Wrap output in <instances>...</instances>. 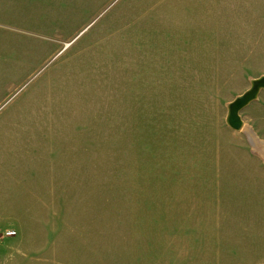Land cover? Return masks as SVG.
Wrapping results in <instances>:
<instances>
[{
	"label": "rangeland",
	"instance_id": "374dc122",
	"mask_svg": "<svg viewBox=\"0 0 264 264\" xmlns=\"http://www.w3.org/2000/svg\"><path fill=\"white\" fill-rule=\"evenodd\" d=\"M261 76L264 0H0V257L264 264Z\"/></svg>",
	"mask_w": 264,
	"mask_h": 264
},
{
	"label": "water",
	"instance_id": "95a60500",
	"mask_svg": "<svg viewBox=\"0 0 264 264\" xmlns=\"http://www.w3.org/2000/svg\"><path fill=\"white\" fill-rule=\"evenodd\" d=\"M264 91V76L253 79L251 87L239 95L228 105L227 124L234 131H242L244 121L241 113L253 102L257 101L260 94Z\"/></svg>",
	"mask_w": 264,
	"mask_h": 264
},
{
	"label": "bare ground",
	"instance_id": "6f19581e",
	"mask_svg": "<svg viewBox=\"0 0 264 264\" xmlns=\"http://www.w3.org/2000/svg\"><path fill=\"white\" fill-rule=\"evenodd\" d=\"M242 130L250 146L264 160V140L252 128L245 124Z\"/></svg>",
	"mask_w": 264,
	"mask_h": 264
},
{
	"label": "crops",
	"instance_id": "0c3cea01",
	"mask_svg": "<svg viewBox=\"0 0 264 264\" xmlns=\"http://www.w3.org/2000/svg\"><path fill=\"white\" fill-rule=\"evenodd\" d=\"M14 238H11V239L13 240ZM8 239H10V238H8ZM2 244H3V242L1 243V245ZM11 251L13 252V254L8 255L5 259H4V257H0V262L2 264H15V244L12 246Z\"/></svg>",
	"mask_w": 264,
	"mask_h": 264
},
{
	"label": "built area",
	"instance_id": "2783aa9c",
	"mask_svg": "<svg viewBox=\"0 0 264 264\" xmlns=\"http://www.w3.org/2000/svg\"><path fill=\"white\" fill-rule=\"evenodd\" d=\"M5 237H12V236H15V232L13 231H7L4 235ZM3 238L0 236V239Z\"/></svg>",
	"mask_w": 264,
	"mask_h": 264
}]
</instances>
